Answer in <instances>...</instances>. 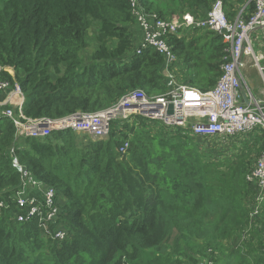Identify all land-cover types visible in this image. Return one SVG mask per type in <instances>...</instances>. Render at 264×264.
Returning a JSON list of instances; mask_svg holds the SVG:
<instances>
[{
	"label": "trees",
	"instance_id": "1",
	"mask_svg": "<svg viewBox=\"0 0 264 264\" xmlns=\"http://www.w3.org/2000/svg\"><path fill=\"white\" fill-rule=\"evenodd\" d=\"M216 1L4 0L0 82L19 88L30 119L95 113L132 90L163 95L166 59L140 48L136 14L202 19ZM246 3L222 0L228 21L238 14L248 21L255 6L240 13ZM162 38L175 57V83L215 87L229 61L219 36L195 29ZM10 109L0 107V264H264V199L258 204L245 180L264 149L260 129L221 146L133 115L114 121L105 139L60 131L16 140L2 114ZM11 151L32 179L53 188L60 214L50 228L64 232L62 241L41 236L36 217L17 221L24 211Z\"/></svg>",
	"mask_w": 264,
	"mask_h": 264
},
{
	"label": "built area",
	"instance_id": "2",
	"mask_svg": "<svg viewBox=\"0 0 264 264\" xmlns=\"http://www.w3.org/2000/svg\"><path fill=\"white\" fill-rule=\"evenodd\" d=\"M130 1L135 5L138 0ZM250 2L254 4L255 11L248 21H245L241 14H238L233 21H228L222 0H217L202 19L183 15L163 21L154 15L136 14L143 37L140 48L152 47L166 59L167 65L162 73L167 80L168 90L163 95L148 97L140 90H132L121 97L116 104L95 113H76L57 120L30 119L22 113L24 98L19 88L16 86L10 89L7 82H0V94L4 96L0 106L12 107L2 114L12 121L16 129V140L46 138L60 131L86 134L93 139H105L114 121L127 120L133 115L159 122L164 127L187 129L190 135L196 138H218L225 142L226 138L250 133L255 129H260L264 135V101L253 96L243 74L244 57L249 56L264 87V66L260 65L263 57L255 53L251 39L254 31L264 30V0H247L240 13ZM195 29L209 31L219 36L229 59L228 63L221 67V76L215 87L206 92L175 83L169 70V65L175 61V57L162 38L165 34L181 35L185 31ZM169 106L172 107L171 114H167ZM13 108L17 109L16 113ZM128 147V142H124L118 148V154L123 156ZM11 157H13V166L20 174L15 201L24 211L17 215V221H27L36 217L41 236L45 239L62 241L65 237L64 232L60 228L56 231L50 228L57 223L60 214L55 204L56 194L53 188H45L40 182L32 179L19 165L12 151ZM245 180L253 184L257 191L256 201L258 204L262 203L264 149L254 167L245 175ZM258 211L257 206L250 216L255 217ZM262 253L264 254V243Z\"/></svg>",
	"mask_w": 264,
	"mask_h": 264
},
{
	"label": "crops",
	"instance_id": "3",
	"mask_svg": "<svg viewBox=\"0 0 264 264\" xmlns=\"http://www.w3.org/2000/svg\"><path fill=\"white\" fill-rule=\"evenodd\" d=\"M251 39H252V42H253V47H255V50H254L255 53L258 56H262L263 57L262 58L263 60L260 62V65L264 66V30L259 29V30L254 31L251 34ZM250 58L251 57H249V56L248 57H244L243 74H244L245 78H246L247 75H250V74H253V73L256 74V72H257L256 68L252 64L253 63L252 58L251 59ZM175 70H176L177 74H181L183 72L182 66L180 64L176 65V69ZM246 80H247V78H246ZM249 83H248V85L250 87ZM261 83H262V81H261ZM262 86H263V84H262ZM250 89H251V87H250ZM251 91H252V89H251ZM253 96L255 98L261 100V101H264V87L261 90L260 95L256 96V95L253 94Z\"/></svg>",
	"mask_w": 264,
	"mask_h": 264
},
{
	"label": "rangeland",
	"instance_id": "4",
	"mask_svg": "<svg viewBox=\"0 0 264 264\" xmlns=\"http://www.w3.org/2000/svg\"><path fill=\"white\" fill-rule=\"evenodd\" d=\"M3 2H4V0H0V8H1V6H2V4H3ZM254 50H255V47H254ZM251 59V58H250ZM253 64V63H252ZM246 78H247V81H248V83L250 84V87H251V89H252V92H253V94L254 95H256V96H258V95H260V93H261V90L263 89V86H262V83H261V78H260V76L258 75V73L256 72V74L255 73H253V74H250V75H247L246 76ZM3 106H5V105H3ZM1 107V106H0ZM159 126H161V124L160 123H158V127ZM77 135H86V134H77ZM216 141V143H219V145H223V142L224 141H221V140H219L218 138H214ZM207 142V141H206ZM203 145V144H202ZM206 145H209L208 144V142H207V144ZM202 149V148H201ZM204 149V148H203ZM197 241H199V242H201V240H197ZM225 245H228V243H225ZM145 260L147 259V260H149L150 259V252H148V253H146L145 254ZM146 260V261H147Z\"/></svg>",
	"mask_w": 264,
	"mask_h": 264
},
{
	"label": "water",
	"instance_id": "5",
	"mask_svg": "<svg viewBox=\"0 0 264 264\" xmlns=\"http://www.w3.org/2000/svg\"><path fill=\"white\" fill-rule=\"evenodd\" d=\"M171 113H172V107L169 106L168 111H167V114H171Z\"/></svg>",
	"mask_w": 264,
	"mask_h": 264
}]
</instances>
